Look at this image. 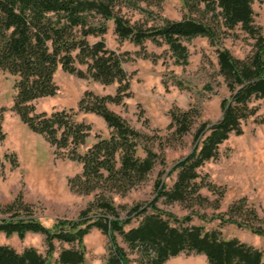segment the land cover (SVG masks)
Listing matches in <instances>:
<instances>
[{
	"label": "trees",
	"instance_id": "obj_1",
	"mask_svg": "<svg viewBox=\"0 0 264 264\" xmlns=\"http://www.w3.org/2000/svg\"><path fill=\"white\" fill-rule=\"evenodd\" d=\"M182 1L186 7L202 3L207 11H213L216 5L221 9L225 28L232 30L241 25L242 30L255 38L254 52L249 59L239 60L226 49L217 50L219 72L231 94L222 101L221 118L215 123H202L196 130L193 150L169 171L176 172L172 187L166 189L157 178L153 201L132 207L122 219L106 193L125 195L147 178L159 156L144 143L147 136L130 127L109 108L122 104L123 98L130 96L122 55L109 50L103 39L90 44L87 38L103 36L107 31L105 22L112 20L119 38L131 39L137 45L144 40L163 39L177 58L184 61L187 50L180 39L206 37L214 44L213 27L202 21L182 19L166 20L160 28L143 29L116 15L114 0H0V72L15 78L12 110L33 133L42 136L56 154L59 150H68L67 156L82 165L81 174L69 180L70 188L77 193H95L94 200L76 221L60 220L52 229L43 226L31 213L21 214L29 207L20 198L5 206L1 212L11 216L0 220V233L16 234L19 238L28 232L40 233L44 236L47 256L34 248L18 253L0 245V264H50L47 257L55 250L54 241L71 246L60 248L58 264H83L82 241L92 228L108 238L106 264H133L118 245L116 235L130 250L137 251L139 257L135 264H165L181 253L203 255L208 264H264L262 251L236 238L224 240L217 230L176 226L189 218L180 221L157 206L160 199L168 204L178 202L189 206L206 202L200 190L214 191L215 186L200 180L199 169L218 158L219 146L232 134L243 133L242 124L256 113V108L250 104L264 99V35L260 36L253 27V0ZM59 67L63 72L102 85L118 83L114 95L86 92L78 103V112L100 117L111 129L109 138L98 137L84 154H79L77 149L90 135L89 124L75 121L73 110L50 114L35 110V101L56 95L58 87L54 76ZM3 112L0 108V141L5 137ZM169 114V127L174 128V134L179 137L190 131L198 116L196 111L178 109ZM245 202L241 199L233 203L219 219L264 236L260 227L252 225V219H258L256 212L244 211ZM135 216L140 218L138 225L125 231Z\"/></svg>",
	"mask_w": 264,
	"mask_h": 264
},
{
	"label": "rangeland",
	"instance_id": "obj_2",
	"mask_svg": "<svg viewBox=\"0 0 264 264\" xmlns=\"http://www.w3.org/2000/svg\"><path fill=\"white\" fill-rule=\"evenodd\" d=\"M114 1L116 15L143 29L160 28L166 20L193 19L209 24L215 31L214 44L206 37L180 39L187 50L184 61L177 58L163 39L156 38V42L144 40L137 45L131 39L119 38L112 20L105 22L107 31L103 36L87 38L90 44L103 39L109 50L122 55L130 96L123 98L122 104L110 105L109 108L130 127L147 136L144 143L159 156L147 178L125 195L106 193L124 219L132 207L153 201L157 178L166 189L172 187L176 172L169 171L193 150L196 130L202 123H215L221 118L222 101L231 94L219 72L217 50L226 49L234 58L247 60L254 52L256 40L242 30L241 25L232 30L225 28L221 9L216 5L213 11H207L202 3L186 7L182 0ZM251 7L253 27L263 36L264 0H253ZM14 81V77L0 72V108L4 109L2 130L5 135L0 141V220L10 218L11 214L1 211L20 198L29 207L20 213H31L48 229L60 220L76 221L94 200L95 193L82 194L72 190L69 180L81 174L82 165L67 156L68 150H59L56 154L55 149L23 124L12 110ZM54 81L58 87L56 95L35 101L36 112L50 114L73 110L75 121L89 124L91 132L85 144L77 149L79 154H84L99 140L98 137L109 138L111 129L105 122L94 114L78 112V103L86 92L98 96L114 95L118 83L106 86L89 78L80 79L63 72L60 67ZM250 106L256 108V113L242 124L243 133L239 136L232 134L219 146L218 158L199 169L200 180L215 186L214 191L200 190V195L207 201L189 206L178 202L168 204L160 199L157 206L180 221L189 218L187 222L176 223V226L217 230L222 239L236 238L262 251L264 256V236L219 219L233 203L245 199L244 211L254 210L258 218L254 221L251 217L252 225L264 231V99L253 100ZM173 109L198 113L190 131L182 137L175 135L174 128L169 127V112ZM139 154L142 156L140 151ZM139 221L140 218L133 217L125 231L136 227ZM116 240L135 264L139 257L137 251L130 250L119 235H116ZM0 245L18 253L25 248H34L42 256H47L44 236L40 233L28 232L23 238L0 233ZM54 246V252L47 257L50 264H58L61 247H71L57 241H54ZM81 247L83 264H106L108 238L100 230L92 228L84 236ZM165 264L208 263L203 255L181 253Z\"/></svg>",
	"mask_w": 264,
	"mask_h": 264
}]
</instances>
